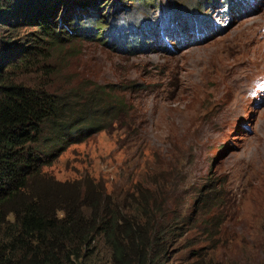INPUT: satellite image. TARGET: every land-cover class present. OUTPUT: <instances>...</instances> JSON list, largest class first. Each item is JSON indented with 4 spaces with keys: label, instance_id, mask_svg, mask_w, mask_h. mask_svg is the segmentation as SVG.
I'll list each match as a JSON object with an SVG mask.
<instances>
[{
    "label": "rangeland",
    "instance_id": "obj_1",
    "mask_svg": "<svg viewBox=\"0 0 264 264\" xmlns=\"http://www.w3.org/2000/svg\"><path fill=\"white\" fill-rule=\"evenodd\" d=\"M53 12L44 15L60 30L54 40L37 41L40 28L32 22H0V46L44 47L20 75L40 76L62 90L119 84L131 99L134 127L121 148V130L71 142L43 166L47 174L123 194L146 172L161 173L154 165L146 169L155 158L166 167L178 147L212 143L196 191L208 180H225L230 187L220 189L229 204L201 217L196 194L188 193L182 227L163 264H188L200 247L204 264L263 259L264 0H63ZM209 220L221 221L213 226ZM204 226L219 240L202 238Z\"/></svg>",
    "mask_w": 264,
    "mask_h": 264
},
{
    "label": "trees",
    "instance_id": "obj_2",
    "mask_svg": "<svg viewBox=\"0 0 264 264\" xmlns=\"http://www.w3.org/2000/svg\"><path fill=\"white\" fill-rule=\"evenodd\" d=\"M60 3L0 0V22H32L40 28L37 41L54 40L60 30L45 15ZM43 48L6 41L0 46V264H163L182 227L188 193L196 194L201 217L229 204L228 192L220 189L230 187L225 180H208L196 191L204 171L199 165L212 143L192 140L178 147L176 161L166 167L155 158L146 169L154 165L161 173L146 172L123 194L91 181L54 180L43 166L71 142L98 130H121L119 147L128 146L134 121L131 99L119 84L95 81L62 90L40 76H23L22 69L36 62L29 61L33 53L42 55ZM41 66L54 67L49 61ZM214 231L204 226L202 238L214 241ZM203 252L193 251L188 264H204ZM252 264H264V258Z\"/></svg>",
    "mask_w": 264,
    "mask_h": 264
},
{
    "label": "bare ground",
    "instance_id": "obj_3",
    "mask_svg": "<svg viewBox=\"0 0 264 264\" xmlns=\"http://www.w3.org/2000/svg\"><path fill=\"white\" fill-rule=\"evenodd\" d=\"M262 52H264V51H262ZM262 52H260V53H262ZM258 57H259V55H258ZM258 57H257V59H258ZM260 58H262L261 61L264 60V55L261 56ZM259 61H260V60H259ZM263 64H264V63H263Z\"/></svg>",
    "mask_w": 264,
    "mask_h": 264
}]
</instances>
